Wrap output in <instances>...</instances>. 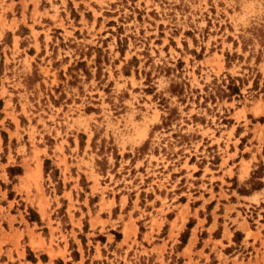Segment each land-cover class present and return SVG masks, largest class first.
<instances>
[{
  "label": "rangeland",
  "instance_id": "rangeland-1",
  "mask_svg": "<svg viewBox=\"0 0 264 264\" xmlns=\"http://www.w3.org/2000/svg\"><path fill=\"white\" fill-rule=\"evenodd\" d=\"M231 141L264 156V0H0V262L264 264Z\"/></svg>",
  "mask_w": 264,
  "mask_h": 264
},
{
  "label": "crops",
  "instance_id": "crops-1",
  "mask_svg": "<svg viewBox=\"0 0 264 264\" xmlns=\"http://www.w3.org/2000/svg\"><path fill=\"white\" fill-rule=\"evenodd\" d=\"M236 131V129H235ZM235 138V137H234ZM244 138V137H242ZM236 139V138H235ZM241 143V137L239 136L237 138V144ZM252 147H249L247 144H245L246 150H240L237 146L236 143L234 144L233 141H231L230 145H228V156L223 155L220 156V160L218 165L216 166L218 169L217 175L221 176V179L226 183V184H231L228 183L231 179H236L237 182L239 183H244L250 178V174L252 169L255 167V163L260 160H264L263 154L260 152L259 153V148L262 146H257L251 144ZM224 146V145H223ZM258 147V148H257ZM244 154H248V156H243ZM259 194L260 192H256L254 194H250L248 196H240V199L248 201V202H253L252 198L256 195ZM5 195H3L2 192H0V200H3ZM254 203V202H253ZM0 208L4 210V212H0V218L6 222V226H9V221H12V231H9V228L7 230H4L2 232V226L0 229V251L1 254L3 255H8L9 253L13 258L16 257V250L15 247L17 243L19 245H22L24 243L25 245L29 246V237L27 234V231L21 224L19 226H16V223H20L18 221L19 215L16 213L12 212L14 211L15 205L12 203L11 200L6 199L5 204L0 203ZM14 230H17V232H22L21 236H19L18 233L14 232ZM38 233H35L37 235ZM26 238V239H25ZM32 241L38 242V237H34ZM30 250L32 248L30 247ZM34 252V257L37 258V253L40 254L42 253L39 250H32ZM21 253V251H19ZM30 264V262H27ZM0 264H5L0 262Z\"/></svg>",
  "mask_w": 264,
  "mask_h": 264
}]
</instances>
